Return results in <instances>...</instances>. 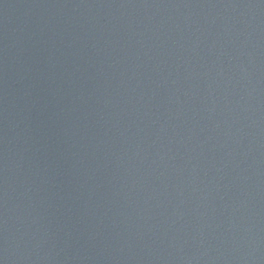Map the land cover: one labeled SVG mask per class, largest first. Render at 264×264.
<instances>
[{
  "label": "water",
  "instance_id": "obj_1",
  "mask_svg": "<svg viewBox=\"0 0 264 264\" xmlns=\"http://www.w3.org/2000/svg\"><path fill=\"white\" fill-rule=\"evenodd\" d=\"M0 264H264V0H0Z\"/></svg>",
  "mask_w": 264,
  "mask_h": 264
}]
</instances>
